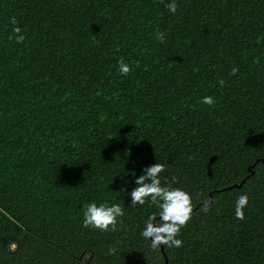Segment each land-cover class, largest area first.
Segmentation results:
<instances>
[{"label": "trees", "instance_id": "obj_1", "mask_svg": "<svg viewBox=\"0 0 264 264\" xmlns=\"http://www.w3.org/2000/svg\"><path fill=\"white\" fill-rule=\"evenodd\" d=\"M169 2L0 0V264H264V0ZM156 162L192 196L179 248L131 206ZM93 201L117 231L83 226Z\"/></svg>", "mask_w": 264, "mask_h": 264}, {"label": "clouds", "instance_id": "obj_2", "mask_svg": "<svg viewBox=\"0 0 264 264\" xmlns=\"http://www.w3.org/2000/svg\"><path fill=\"white\" fill-rule=\"evenodd\" d=\"M163 2V0H162ZM165 7L175 14L178 8L176 0L166 3ZM13 33L17 43H22L25 36L21 34V28L17 26L16 17L11 18ZM9 39H13L12 36ZM156 39L161 43L165 42V33L157 31ZM119 71L122 75L127 76L131 68L123 62L119 63ZM238 68L234 67L230 75H235ZM225 81H219L220 86ZM201 103L209 106L215 103L212 96H205ZM165 171V165L162 163H154L144 169V174L140 175L135 183L137 187L131 191V206L137 204L144 205L146 201H150L157 209V213L149 215L145 222V227L141 232L144 239L151 241L153 250L163 246L169 248L182 246V240L177 237L180 235L181 229L186 227L193 214V201L191 194L181 187H172L171 185L162 186L160 174ZM175 179V178H173ZM123 191V189L121 190ZM249 201L247 194H241L236 201L235 215L238 219H244L243 209ZM212 202L205 199L202 210L208 212ZM124 216V209L119 203L109 205L107 202L97 204L95 201L83 205V226L85 228L99 229L100 231H117L120 218ZM159 217V219H157ZM110 253H114L115 249H110Z\"/></svg>", "mask_w": 264, "mask_h": 264}]
</instances>
